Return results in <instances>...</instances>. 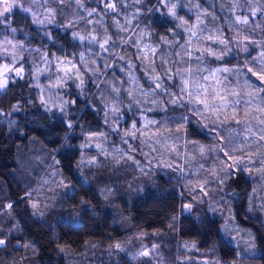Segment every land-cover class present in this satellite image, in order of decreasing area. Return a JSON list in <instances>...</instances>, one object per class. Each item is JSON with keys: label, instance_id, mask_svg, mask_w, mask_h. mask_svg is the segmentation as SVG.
Listing matches in <instances>:
<instances>
[{"label": "trees", "instance_id": "1", "mask_svg": "<svg viewBox=\"0 0 264 264\" xmlns=\"http://www.w3.org/2000/svg\"><path fill=\"white\" fill-rule=\"evenodd\" d=\"M198 1L204 5L217 3L215 19L223 24L236 50L229 53L222 46L227 50L222 60L208 59L218 65L245 67L251 61L264 67V14L257 11L253 15L251 11L264 9V0H240L236 5L231 0ZM111 2L52 0L55 16L46 24L36 23L33 15L21 7L14 8L12 26L27 44L42 47L52 56L78 60L77 53L87 38L81 40L73 34L79 28H92L89 20L104 14L112 34L111 51L124 56L131 54L144 86L154 89L137 50L120 37H127L134 27L137 30L144 24L158 47L155 57L163 75L168 66L164 57L170 49L167 40L180 34L185 37V32L181 31L176 17L168 13L164 0H117V6L122 9L131 5L130 2H133L131 6L141 8L129 29L117 27V9L105 10V4ZM190 8L193 20L196 10L193 2ZM93 10V15H89ZM130 36L129 41L137 40L134 34ZM108 55V61L114 58L113 53ZM24 63L31 68L29 58ZM117 65L108 69L107 77L112 73L119 75ZM30 74L31 71L28 76L11 79L7 87L0 89V182L3 187L0 186V239L5 240L0 245V264H233L237 246L223 233L224 209L214 211V205L219 202L225 203V210L231 208L235 212L240 224L256 232L264 263V198L259 204L258 196V189L264 192L261 171L264 146L256 149L252 160L244 161L243 170H229L226 180L213 186L214 191L188 185L184 172L158 160L148 162L142 169L135 161L101 156L98 163L87 166L81 162L84 153L81 144L88 132L106 129L114 135V142L121 141V132L113 131L106 120L109 94H102L101 87L108 89V84L94 83V75L88 71L87 85L72 87L71 102L60 111L47 108L39 99ZM162 78L177 90L179 76L174 75L172 80L164 75ZM243 94H246L244 89ZM259 100L262 102L260 97ZM188 108V103L182 100L179 105L169 104L164 113L172 121H185L181 119L183 116L175 115L185 113ZM241 111L242 108L240 114ZM152 113L162 116L161 112ZM187 125L190 138L210 147L215 142L199 123L191 120ZM131 141L137 145L135 157L144 159L142 139L137 136ZM33 142L47 151L57 152L61 173L72 182L69 191L58 196L45 220L34 215L26 203L24 184L29 171L26 172L28 166L20 165L25 159L21 152ZM7 202L11 203L10 207ZM186 204L192 205L189 211H185ZM55 205L63 208L58 214ZM186 245H193L192 251ZM197 257L206 259L197 260Z\"/></svg>", "mask_w": 264, "mask_h": 264}, {"label": "rangeland", "instance_id": "2", "mask_svg": "<svg viewBox=\"0 0 264 264\" xmlns=\"http://www.w3.org/2000/svg\"><path fill=\"white\" fill-rule=\"evenodd\" d=\"M51 1L9 0L10 3L21 5L23 10L31 9L30 13L34 19L36 21H42V24L50 22L55 16L56 8L54 4L52 5ZM231 1L233 5H236L239 4L240 0ZM164 2L168 8L173 4L176 5L175 17L181 31H184L186 35L182 37V34H180L174 39L167 40L170 49L168 50L169 55L164 57V62L168 63L166 70L171 69L170 75L174 76L177 69L191 68V77L185 74L184 78L190 79V82L195 80L200 84H207L211 92V87L215 85V81L209 80L206 82L204 77L209 76L216 69H233L231 72H219L218 78L225 81L223 87L228 100L238 101L235 105V119L229 118L225 120V111L221 110L219 113L221 122L214 123L213 121L216 120V116L210 111H206L203 105L189 102L186 98V93L183 97L181 96L179 90L181 87L180 76V83L177 85V90L175 87L163 82L162 87L155 89L156 94L152 95L153 89H147L144 86L140 74L137 71L136 62L131 54L124 56L111 51L112 46L110 40L112 39V34L107 29L106 16L104 14L96 15L89 20L93 25L92 28H84L85 31L83 28L78 29V33L82 34V37L87 38L83 49L77 53L78 60L74 58H63L57 55L52 56L42 47L27 44L24 39L18 37V30L16 32L11 31L15 27L12 26V15H8L7 20H0V71L7 64L11 69L20 68L23 72L21 76H17L16 72L11 70L0 76V79L6 78L9 83L11 79L28 76L31 71V83L36 87L39 99L41 101L43 100L47 108H57L63 111L71 102L69 95L71 88H82L86 86L89 79L87 72H91L94 75V83L100 86L103 83H107L109 86L108 89L101 87L102 94H105V96L109 94L106 106L108 111L106 120L111 125L113 131L121 132L122 137L121 141L114 142V135H110L106 129L100 132H88L85 135L84 142L81 144L84 148L81 162L84 165L90 166V164L98 163L101 156H106L125 161H135L143 169L147 166L148 162L151 163L153 160H158L170 168L179 169L184 172L188 185H200L207 187L209 190H213V186L222 184L226 180L225 177H228L229 170L230 172L240 171L244 161L252 160L253 156L257 154L256 149L264 146V139H260L261 136H264V124L260 123L261 120H264V113L258 110L264 107V102L263 100L261 102L258 96L252 95L253 89L246 87L245 72L236 71L238 68L244 69L242 64L238 66L214 64L208 59V57L212 58V56H208L207 54L200 61L195 59L196 56L200 55L198 51L200 48H211L217 53H227L229 49H231V52L236 51L225 32L223 24H221L219 19H213V16H216L214 7H216L217 3L213 2L211 5H204L198 0H164ZM191 2L195 6L199 5V8L196 7V10L193 11V20L190 18ZM111 4L115 5L114 8L119 13L115 17L117 27L120 29H129L130 24L141 8L139 6H131L133 2H130L131 5L127 4L126 9L118 7L117 0H112ZM198 13H205L200 16V22L197 21ZM206 13H212V15L210 16ZM182 21H186L187 23L182 26ZM192 25H196L194 29L197 32L196 37H190L189 29ZM135 28H133L127 37H120V39H125V41L129 42L137 50V57L144 67L151 64L156 68L157 72L161 73L155 57V51H157L158 47L149 37L150 30L144 24L137 30ZM132 34L135 35L136 41H129L131 38L130 35ZM209 35L219 36L225 39L227 45H220L216 41L207 40L206 37ZM91 37H95L99 43L93 42ZM108 38L110 39L109 43L105 45L106 50L101 49L100 44ZM189 40L191 42L187 45V51L194 53L191 58L181 48V45H184ZM222 46L226 47L227 50L225 51ZM127 51L130 53L131 50L128 48ZM112 53L114 54V58L108 61V54ZM81 56H83V60H81ZM121 56L124 57L123 60L120 59ZM13 57H15V60ZM25 58H29L31 68H28L24 63ZM116 59L121 62H115L114 60ZM124 60L127 63L121 66L123 62H126ZM129 64H131V68H129ZM115 65L119 67V75L112 73L107 77L108 69ZM247 67L256 71L262 68V66H257L251 61L247 63ZM199 69H203V71ZM129 71L138 78L136 84L130 82ZM66 73L73 77L81 76L84 83L81 85L78 79H67ZM162 77L163 75L161 73V80L163 81ZM254 78L256 77L251 76L252 80H255ZM58 79L65 82L63 87H53ZM8 83L5 87H7ZM249 83L251 82L249 81ZM137 85L142 86L143 90L141 91ZM114 89H120V92L118 93ZM164 89H168L174 93L175 97L168 96ZM243 89L246 91V94H243ZM125 90H131L132 96H129ZM233 90L237 93L236 95L231 94ZM193 95L195 96V92H193ZM132 97L139 100L143 107L134 103L130 104ZM177 97L180 98V102L184 100L189 105L185 113L175 115L176 117L183 116L185 121H172L171 117L164 113L170 104L168 101ZM152 100H157L162 103H160L156 110L148 111L147 109L152 108L153 105L151 103H145V101L150 102ZM216 103L219 102L217 101ZM160 108H163V111ZM241 108L242 113L240 114L239 110ZM246 110L247 115H245ZM154 111L161 112L162 116L152 113ZM226 112L231 117L232 107L227 108ZM133 114L136 117H130ZM128 117H130L129 121H127ZM145 118L148 121H155L156 123L149 124L145 127ZM191 120L199 123L209 135L215 138V142L211 147L207 143L197 142L195 138H190V135L187 133V124ZM134 122L138 129L136 135L125 136L124 132L130 130ZM137 136L143 141V153H141L144 159H137L135 157L137 145L131 139ZM90 137L95 138L90 139ZM221 137L223 139H220ZM98 144L102 146L104 151L96 147ZM252 148H255L254 152L250 151ZM244 150H248L249 153H241ZM224 152H227L230 156L240 157L235 166H233L232 160L227 159ZM21 155L26 161L25 159L24 161L20 159V165L21 167L28 166L26 172L29 171L26 173L24 184L26 203L34 215L45 220L50 214L49 209L54 207L53 204H55L54 202L58 199V196L62 195V192L69 191L67 189L72 185V182L61 173V169L59 168L60 162L57 160V152L47 151L41 144L33 142L29 149L26 148L25 151L21 152ZM129 156L132 159H129ZM89 161L93 162L89 163ZM0 186L2 187L1 182ZM258 191L259 194H256H258L260 199L259 204H262L264 192L262 193L259 189ZM222 196L224 197L225 194ZM223 200L228 202V199L224 198ZM33 204L36 205L35 208L32 207ZM224 204L222 202L215 204L214 210L223 212L224 209V217L226 220L223 225V233L237 246V259L233 264H264L261 258L256 232L252 228L240 224L236 220L235 212L231 208L225 210ZM7 206H11V203L7 202ZM55 206H58L56 209L58 214L59 210L63 208H60L59 205ZM190 209L185 211H189ZM193 247V245H186L187 250L192 251ZM196 259L204 260L206 258L197 257Z\"/></svg>", "mask_w": 264, "mask_h": 264}, {"label": "snow or ice", "instance_id": "3", "mask_svg": "<svg viewBox=\"0 0 264 264\" xmlns=\"http://www.w3.org/2000/svg\"><path fill=\"white\" fill-rule=\"evenodd\" d=\"M77 2H79V0H77ZM137 2H139V0H137ZM206 2V0H205ZM82 6V5H81ZM22 7L19 4H13L10 3L9 0H0V20H7L8 19V15H11L13 13V9L14 8H19ZM115 7L114 4L111 3H106L105 4V10L107 11L108 9H113ZM195 7L199 8V5H196ZM176 5L173 4L171 7L168 8V13L171 14L172 16H176ZM25 12H30L31 9H24ZM252 14L255 15L257 11H261L262 14H264V9H252ZM93 12H90L89 15H93ZM205 13H198L197 14V21L200 22V16L203 15ZM207 15H212V13H206ZM213 19H215V17L213 16ZM237 19L239 20L240 18L237 17ZM246 22V21H245ZM36 23H42V21H36ZM130 23V21H129ZM186 21H182V26L184 24H186ZM196 28V25H192L191 28L189 29L190 31V37H196L197 36V32L194 30ZM12 32H16L17 29L12 28L11 29ZM74 37H79L81 40L85 39L82 36H79L78 33H74L73 34ZM109 39H105L103 43L100 44V48L101 49H105V45L109 43ZM207 40L209 41H216L218 42L220 45H227V41L225 39L220 38L219 36H214V35H209L206 37ZM245 39H247V37H245ZM91 40L93 42L99 43V41L96 40L95 37H91ZM191 42V40L186 41L184 45H181V48L183 50H185L186 54L188 57H193L194 53L191 51H187V45ZM247 50V49H245ZM6 51V50H5ZM198 51L200 52L199 56H196L195 59L197 61H200L203 59L204 55L207 54L208 56H212L214 57L216 60H222L224 53H217L214 52L211 48H200L198 49ZM229 53L231 52V49L228 50ZM13 59L15 60V57H13ZM121 60L124 59L123 56L120 57ZM81 60H83V56H81ZM255 62V61H253ZM71 63V62H68ZM129 68H131V64H129ZM11 70H14L16 72L17 76H21L23 70L20 68H16V69H11L9 65H4L2 71H0V76H2L4 73H7ZM200 71H203V69H199ZM231 72L233 71V69H216L214 71H212L209 76L204 77V80L207 82L209 80H214L215 81V85L211 87V92L209 91V86H207V84H200L195 80H192L190 82V79L188 78H184L185 74H187L188 77H191L192 75V69L191 68H185V69H177L175 75L180 76L181 77V87H180V93L181 96L183 97L184 94L186 93L187 96L186 98L189 100V102H194L197 105H203L204 109L206 111H210L213 115L216 116V120H214V123H220V119H219V113L221 110L225 111V116L224 119L227 120L229 118L231 119H235L236 117V110H235V105L238 103V101H229L227 98V94H225L224 92V83L225 81L220 80L218 78V73L219 72ZM237 72L240 71H244L245 72V84L246 87L253 89V93L252 95L258 96L260 97L261 100H264V67H262L259 71L253 70L252 68H248L247 67V63L245 64L244 69H236ZM145 73L148 75V79L155 85V88L153 89V92L151 93L152 95H155V89H160L162 87V83L163 81L161 80V73L157 72L156 68L153 67L151 64H148L145 67ZM171 73V69L165 70L163 75L167 76L168 79H172L173 76L170 75ZM129 77H130V82L133 84L137 83V79L134 74L129 71L128 73ZM251 76H255L256 80L252 81L251 83H249V79ZM66 78L67 79H78L80 80V84L82 85L84 83L83 79L81 76H76L73 77L71 75H67L66 73ZM8 83V80L5 79H0V89H3L5 87V85ZM64 81L58 79L56 81V84L53 85V87L59 86V87H63L64 86ZM138 88H140V90L142 91V86L137 85ZM115 91H117L118 93L120 92V89H114ZM127 92V94L129 96H132V91L131 90H125ZM165 93L170 96V97H175V94L172 93L171 91H169L168 89H164ZM193 92H195V96L193 95ZM232 95H236L237 93L233 90ZM219 103H216V102ZM43 102V100H42ZM250 102V101H249ZM67 103V102H66ZM136 104L140 107H143V105L140 104L139 100H136L135 97H132V100L130 101V104ZM145 103H151L153 105L152 108L147 109L148 111H153L156 110L160 103L162 102H158L157 100H152V101H145ZM168 103L172 104V105H179L180 104V98H172L168 101ZM232 107V114L231 117H229L227 115V108ZM161 111H163V108H160ZM261 113H264V107H261L258 109ZM245 115H247V110ZM184 117H181V119H183ZM155 121H148L145 118V127L149 124H155ZM261 124H264V120L260 121ZM69 127H71V125H69ZM181 127H183L181 125ZM138 129H137V125L134 122L132 124V127L130 130H126L124 132L125 136H129V135H136ZM102 135V134H101ZM95 138V137H90V139ZM220 139H223V137H221ZM260 139H264V136H261ZM97 148H101L102 151H104V149L102 148L101 145H96ZM224 155L227 157L228 160H232L233 161V166H235L236 162L240 159V157H235V156H230L228 155L227 152H224ZM129 159H132L131 156L128 157ZM93 161H89V163H92ZM262 163H264V161H262ZM243 170V169H241ZM262 172H264V168L261 169ZM10 207V206H9ZM33 208L36 207L35 204L32 205ZM185 210H188L191 208V205H184ZM215 211V210H214ZM249 211L251 212L252 209L250 208ZM259 218V217H258ZM5 241L4 240H0V245H4Z\"/></svg>", "mask_w": 264, "mask_h": 264}]
</instances>
